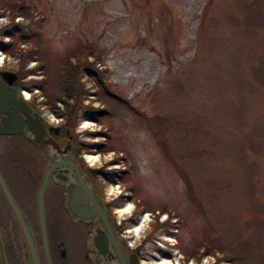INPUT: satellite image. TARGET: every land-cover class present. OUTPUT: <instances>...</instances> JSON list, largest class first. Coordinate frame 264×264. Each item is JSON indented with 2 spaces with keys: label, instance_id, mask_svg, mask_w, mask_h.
<instances>
[{
  "label": "rangeland",
  "instance_id": "rangeland-1",
  "mask_svg": "<svg viewBox=\"0 0 264 264\" xmlns=\"http://www.w3.org/2000/svg\"><path fill=\"white\" fill-rule=\"evenodd\" d=\"M10 1L21 7L13 21L28 25L27 39H0L10 45L0 48V69L33 71L21 76L27 100L49 125L74 126L84 162L96 157L89 167L109 175L102 192L141 263L225 256L230 262L220 264H264V0H0V29L13 14ZM80 47L96 52L88 65L99 56L88 68L99 79L81 77L83 104L108 107L99 122L66 119L56 114L63 104H44L61 80L63 55ZM3 144L1 159L12 165L19 148ZM124 204L132 211L120 219ZM139 216L146 222L136 237ZM78 235L66 226L70 262Z\"/></svg>",
  "mask_w": 264,
  "mask_h": 264
},
{
  "label": "flooded vegetation",
  "instance_id": "flooded-vegetation-1",
  "mask_svg": "<svg viewBox=\"0 0 264 264\" xmlns=\"http://www.w3.org/2000/svg\"><path fill=\"white\" fill-rule=\"evenodd\" d=\"M20 71H10L5 69H0V79L5 83V80L2 78L3 73H12L17 76L16 80L11 84V87L18 90L21 94L24 89L19 87L21 81L19 75ZM24 98V95L22 94ZM25 99V98H24ZM27 105L33 110H36L41 116L42 114L37 110V108L30 101H26ZM45 130L50 138L58 143L61 150L68 147L71 143V147L68 151L69 155L77 163H84L82 159L83 151L80 150V143L78 141L77 134L74 133L73 127L71 124L68 125L64 121L63 124L58 126L49 125L45 119L41 116ZM54 128V129H52ZM72 133H71V132ZM14 138L18 143H23L21 152L28 155L27 157L23 154L17 156L15 162L12 165L9 164L10 158L5 157V163L2 161L0 156V173L20 211L23 218L26 220L28 228L33 236L39 264H120L118 258L124 259L127 262H131V256L134 254L138 264L141 263L142 254L140 256L139 249H132L128 246L127 241L122 236L121 225L116 222L113 213L112 203H109L105 200L104 193L101 189V180L106 179L105 176L108 174L103 171L101 168H90L87 165L86 171L87 174L94 180L96 185V191L102 201L105 213L108 216V225L110 231H107L103 223L99 220H94L93 222L86 223L82 220H73L71 214L67 211L66 206L62 203L61 192L59 187L54 185L51 181L48 184L46 193L44 196V217H45V229L47 235L48 243V255L49 260L47 261L46 255L43 250L41 235H40V226L38 220L34 226H30L28 222V217L26 211H31L32 214L37 217V207H36V195L38 187L40 185L42 174L45 168L48 166V160L34 147L28 145L26 141L21 137H3L0 136V139H5V141L11 140ZM3 144V143H2ZM25 144V145H24ZM4 147V144L1 145ZM18 148V147H17ZM3 149V148H0ZM19 151V150H18ZM39 158H42V162ZM7 159L9 161H7ZM33 161V162H32ZM36 162V166L34 165ZM7 164V165H6ZM85 164V163H84ZM82 170V169H81ZM40 180V181H39ZM39 181V182H38ZM21 188L22 191L19 195H24V198L29 197L28 201L20 200L17 202L15 199L17 196L16 190ZM18 195V194H17ZM23 198V199H24ZM27 202V203H25ZM2 203V204H1ZM50 205H49V204ZM0 204L2 211L0 212V241L3 249L5 264H26L23 244V237L19 231L18 225L10 211L7 207L5 200L3 199L0 193ZM23 204V205H22ZM25 204V205H24ZM25 213V214H24ZM56 218V220H55ZM10 219V221H8ZM11 225L10 234L8 237V227L5 225L7 222ZM88 224V225H87ZM66 226H71L75 229L78 235V245L80 251L77 253V257L74 262H70L69 255L67 253L66 242L64 240V232ZM47 232H54V236H50ZM102 233L106 236L107 242V254L101 256L99 252L94 247V236L98 233ZM51 237L54 239V242H51ZM14 239L16 241H14ZM118 246L120 255H118L115 246ZM27 256V255H26Z\"/></svg>",
  "mask_w": 264,
  "mask_h": 264
},
{
  "label": "water",
  "instance_id": "water-1",
  "mask_svg": "<svg viewBox=\"0 0 264 264\" xmlns=\"http://www.w3.org/2000/svg\"><path fill=\"white\" fill-rule=\"evenodd\" d=\"M2 78L7 79L5 84L0 79V136L21 137L26 143L37 149L48 160L36 195L37 219L40 226L41 242L47 261L48 243L45 229L44 196L50 181L59 187L62 203L66 206L71 218L86 223L99 220L107 231L109 229L108 216L105 213L102 201L96 191L94 180L87 174L86 164L77 163L68 151L71 147L60 149L57 142L50 138L45 130L43 120L36 110L26 103L22 94L11 87L17 76L12 73H3ZM54 129V128H52ZM71 132V131H70ZM72 133V132H71ZM82 169V170H81ZM0 193L10 209L21 235L23 237L25 263L39 264L38 254L33 236L26 220L20 213L1 173ZM88 225V224H87ZM94 247L101 256L107 254L106 236L98 232L94 236ZM118 255L120 251L115 246ZM120 264H138L136 256H131V262L118 258ZM0 264H5L3 249L0 241ZM48 264L50 262L48 261Z\"/></svg>",
  "mask_w": 264,
  "mask_h": 264
},
{
  "label": "trees",
  "instance_id": "trees-1",
  "mask_svg": "<svg viewBox=\"0 0 264 264\" xmlns=\"http://www.w3.org/2000/svg\"><path fill=\"white\" fill-rule=\"evenodd\" d=\"M9 10L12 12L13 14L10 15L9 17V21L8 23L3 26V28L0 29V39L2 38H6L9 37V41L11 42L10 44H13L15 42V40L17 42H24L27 38L25 37V32L22 29L25 26H28L26 23H24L23 21L19 22V23H14L13 19L15 17L14 14V10L17 11V14L21 13V7L18 4L17 1L14 2H9ZM1 42V41H0ZM8 47H10V45H0V48L2 49V51L7 52L8 51ZM36 51L34 50V52L31 53L28 52L27 53V61H31L34 59V56ZM96 58V52L91 51L90 48L88 47H80L79 50L77 51H69L67 50L65 55H63L62 57V61H61V80H59L60 82L58 84H56L55 86H53L52 92H51V99L47 96L48 99H46L44 101V104H50L52 107L55 106V104L57 103H61L64 105V109L63 111L58 110V112L56 111L57 115H60L62 117L65 116V118H72L74 120H78L83 114H88L91 116L92 120H96L98 121V118H100L102 115H107L109 113V110L107 109L108 107H94L92 105L93 102L90 101V103L88 104H83V95L86 93L88 94V91L84 90V84L81 83V77L82 75H84V71L88 74V75H95L98 79L99 76L96 73H90L89 69L91 66V64H96L99 60V56L97 57V59H95V61L91 62L90 65H88V61L87 58L89 56H92ZM40 71L42 69L41 65H39L37 67ZM22 70L19 72L20 75V79L21 76L23 77V75H25L26 73H31L33 71H28L24 74H22ZM19 87L22 89V85L21 83H19ZM40 88V87H39ZM105 92L107 94V96L109 97V99L114 100V98H119L118 96L120 95H116L114 93H109L107 89H105ZM96 96V95H95ZM34 102V100H33ZM126 104H129L127 101L125 102ZM33 105L37 108V105L35 103H33ZM53 110V109H52ZM7 147L10 149L12 146H16V147H20V149L22 150V146L23 143H18L17 141H15L14 138H11V140H8V142L6 143ZM5 144V145H6ZM4 145V146H5ZM25 145V144H24ZM6 148V147H5ZM19 149L18 151V155L23 154L22 157L24 156H28L24 153L21 152V150ZM80 150L82 151H86V148H82V146L80 147ZM109 176V175H108ZM107 175L105 176L106 180L109 179ZM144 211V209H143ZM154 211V210H153ZM135 213V211H133ZM162 213H168L170 211H167L166 209H161ZM171 213V212H170ZM169 213V214H170ZM158 223H155L154 225H152V231L158 229V227H160V225H157ZM166 224L168 225V222H166ZM151 230L149 231V233L152 232ZM160 232V231H159ZM195 251V250H194ZM199 250H197L196 252H198ZM201 255H203L201 253ZM233 257V256H232ZM184 258V262H188L189 259H191L192 257L189 255H186ZM198 260L200 259V257L197 258ZM228 260L230 262L231 258L229 259L228 257H222L219 258V261H225ZM219 261L215 264H220ZM226 261V262H228Z\"/></svg>",
  "mask_w": 264,
  "mask_h": 264
},
{
  "label": "bare ground",
  "instance_id": "bare-ground-1",
  "mask_svg": "<svg viewBox=\"0 0 264 264\" xmlns=\"http://www.w3.org/2000/svg\"><path fill=\"white\" fill-rule=\"evenodd\" d=\"M2 55L0 54V64L2 63ZM25 96L26 98H28V94L25 92ZM4 139H2V143H4V145L8 142V141H3ZM5 147V146H4ZM42 162V158H39ZM85 160L87 162L88 165H92V163L96 160V157L94 156H86ZM33 162V161H32ZM84 162V161H83ZM85 163V162H84ZM34 165L36 166V162H34ZM40 181V180H39ZM38 181V182H39ZM17 197L15 198L18 201L23 200L24 195H17L15 194ZM49 204V203H48ZM50 205V204H49ZM2 207L0 204V212L2 211ZM132 211V206L130 204H124L119 210L116 211L117 216L121 219L123 215L125 214H130ZM25 213H27V217H28V222L30 224V226H34L36 221L38 220L37 217H35L31 211H26ZM24 213V214H25ZM56 220V218H55ZM10 221V219L8 220ZM7 222V221H6ZM145 222H146V217H142L140 219V221L133 227L132 232L134 233V235L136 237H138L140 235V233L142 232V229L145 226ZM9 230L11 229V224L9 222H7V224H5ZM150 264H179L177 261H175V263L171 262L170 260L166 259V258H158L155 259L154 261L150 262Z\"/></svg>",
  "mask_w": 264,
  "mask_h": 264
}]
</instances>
